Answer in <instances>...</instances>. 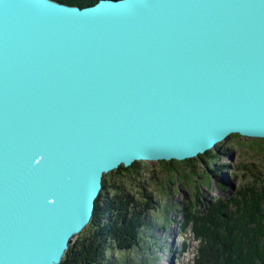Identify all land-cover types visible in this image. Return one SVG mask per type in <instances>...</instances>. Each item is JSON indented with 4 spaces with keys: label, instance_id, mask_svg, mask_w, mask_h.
Wrapping results in <instances>:
<instances>
[{
    "label": "water",
    "instance_id": "water-1",
    "mask_svg": "<svg viewBox=\"0 0 264 264\" xmlns=\"http://www.w3.org/2000/svg\"><path fill=\"white\" fill-rule=\"evenodd\" d=\"M264 139V0H0V264H62L104 177Z\"/></svg>",
    "mask_w": 264,
    "mask_h": 264
},
{
    "label": "rangeland",
    "instance_id": "rangeland-1",
    "mask_svg": "<svg viewBox=\"0 0 264 264\" xmlns=\"http://www.w3.org/2000/svg\"><path fill=\"white\" fill-rule=\"evenodd\" d=\"M222 150L221 155H216L217 157L214 159L200 157L189 160L191 162H166L167 165L163 162H141L140 166L136 167L141 173L140 176L136 175L133 180L127 178V180L115 181V184L112 182L114 172L109 174L107 177L111 183V195L115 193V185L118 182L120 184L124 182L127 192L135 196L136 201L139 202L136 212L141 213V219L143 215H146V208L141 205L144 202L142 191L154 192L158 205L152 206L148 213L150 223H152L150 232L155 235L152 237L138 235L141 244L134 250L130 248L123 251L116 248L115 243L112 247L109 245L111 248L107 252L109 261L105 264H195L199 248L205 244L203 238L208 234L202 235L203 238H197L200 231H195L191 220L201 219L209 214L213 207H217L220 201L225 204L227 199L232 200L230 198L247 188H251L254 196H258L260 200H263L261 201L263 203L264 139L231 137L216 149L217 152ZM164 168H176L180 173L179 177H181L180 180H177L175 177L178 174L170 176V180H173L176 185V190L171 191L170 195L156 190L158 184H162L165 177L167 178L161 171ZM223 176L231 178L235 189H228L226 192H223L222 189V192L218 190ZM195 190H198L197 193ZM201 195L203 199L206 198L202 205L198 200ZM193 201L197 204L195 206L197 209H190L194 206ZM192 203L193 206H191ZM234 206L235 204L231 208ZM228 208L230 209L229 206ZM133 211L134 209H131V214L134 213ZM115 218L112 220L113 223L114 220L116 221ZM129 219L131 218L129 217ZM104 224L108 225V223ZM143 229H145L144 226ZM162 229L166 234L162 237L156 236L157 230ZM169 232H176V236H171ZM218 236H214V238ZM108 242L110 243V239Z\"/></svg>",
    "mask_w": 264,
    "mask_h": 264
},
{
    "label": "trees",
    "instance_id": "trees-1",
    "mask_svg": "<svg viewBox=\"0 0 264 264\" xmlns=\"http://www.w3.org/2000/svg\"><path fill=\"white\" fill-rule=\"evenodd\" d=\"M54 1L86 8L98 4L101 0ZM216 157L214 152L201 156L203 159ZM140 164L135 163L130 168ZM130 168L121 167L118 170ZM108 175L104 177V190L97 201L91 224L75 239L62 264H105L109 261L107 252L114 243L116 248L123 251L130 248L134 250L140 246L141 240L137 233L142 222L141 213L136 212V198L127 192L124 182H118L115 185V193L109 195L112 189ZM261 201L263 200L258 196H254L251 188L243 189L225 204L220 201L217 207H213L210 213L201 219L191 220L195 231H200L197 238L208 234L203 238L205 244L199 248L195 264H264V202ZM234 204V208H231ZM131 209H134L132 214ZM149 210L150 208L145 209ZM222 214H227L228 218H224ZM129 217L133 221H130ZM113 218L116 219L114 223Z\"/></svg>",
    "mask_w": 264,
    "mask_h": 264
},
{
    "label": "flooded vegetation",
    "instance_id": "flooded-vegetation-1",
    "mask_svg": "<svg viewBox=\"0 0 264 264\" xmlns=\"http://www.w3.org/2000/svg\"><path fill=\"white\" fill-rule=\"evenodd\" d=\"M222 152H223V150L220 151V152H214V153L216 155H218V154L221 155ZM224 152H226V151H224ZM227 152H228V150H227ZM182 164H185V163H182ZM161 171L165 174V176H167V178L165 177L164 181H162V184L161 183L158 184V187L156 188V190L157 191H160V192H165V193H167V194L170 195L171 194L170 193L171 191H175L176 190L175 189L176 185L174 184L173 180H170V176L175 175V174H178V176H176L175 178H177V180H180V178H181V177H179L180 176L179 175L180 173H179V171L176 168H164ZM136 175L137 176H140L141 175V173H139V169H137L136 167L130 168V169H126V170H121V171L118 170V171H115L114 174L112 175V182L115 183V181L117 182L119 180H125V179L127 180V178H130V179L133 180L134 178H136ZM204 176H202V177H204ZM220 183H221V186L218 185V190H220L221 192H222V190H223V192L224 191L226 192V190H228V189H231V190L232 189H235V186L233 185V182H232L231 178H229V176H225V178L223 176V178L221 179V182ZM167 186H168V188H166ZM197 191L195 190V193H197ZM109 195H111V193ZM194 195H196V194H194ZM142 196H143V199H144L143 201L144 202H142L143 204L141 203V205H143L144 208H151L152 209V206H155L156 207L158 205V203L156 201L157 196H156V194L154 192L151 193L149 191H142ZM236 196H237V194L235 195V197ZM133 197H135V196H133ZM232 198H230V199H232ZM108 199L110 200V197H108ZM193 200H195V199H193ZM198 200H199V204L202 205V204H204V200H206V198L203 199V196L201 195L200 198L198 197ZM226 201H230V200L227 199ZM138 203L139 202H136V204H135L136 208H138V206H139ZM193 203H194V201H193ZM193 203L191 204V206H193ZM195 206H197V204L194 203L193 208L191 207L190 209H197ZM193 211L195 212V210H193ZM145 212L144 213L147 216L146 215H143L142 216V219H141V222L142 223H141V226L139 227V230H138V233L137 234L140 235V236L141 235L142 236L145 235V236L152 237L155 234H153V232L152 233L150 232L151 229H152L151 228L152 227V225H151L152 223H150L151 221H150L149 215H148V213H150V212L149 211H145ZM223 217L224 218H228V215L227 214H224ZM191 223H193V222H191ZM143 226H144L145 229H143ZM147 228H148V230H147ZM157 231H158V233H156V236L162 237V236H164L166 234L164 229L157 230ZM169 233H170L171 236L172 235L176 236V232H174V233L169 232Z\"/></svg>",
    "mask_w": 264,
    "mask_h": 264
},
{
    "label": "bare ground",
    "instance_id": "bare-ground-1",
    "mask_svg": "<svg viewBox=\"0 0 264 264\" xmlns=\"http://www.w3.org/2000/svg\"><path fill=\"white\" fill-rule=\"evenodd\" d=\"M174 231H176V229H174ZM175 246V245H174Z\"/></svg>",
    "mask_w": 264,
    "mask_h": 264
}]
</instances>
